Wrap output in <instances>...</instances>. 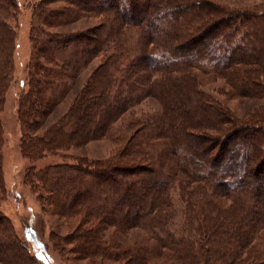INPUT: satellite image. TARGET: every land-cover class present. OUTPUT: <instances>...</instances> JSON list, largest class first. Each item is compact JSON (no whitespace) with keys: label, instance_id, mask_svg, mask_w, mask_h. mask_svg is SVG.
I'll return each instance as SVG.
<instances>
[{"label":"trees","instance_id":"trees-1","mask_svg":"<svg viewBox=\"0 0 264 264\" xmlns=\"http://www.w3.org/2000/svg\"><path fill=\"white\" fill-rule=\"evenodd\" d=\"M21 1L31 10V58L17 107L20 150L31 162L74 161L31 166L25 182L46 213L75 221L59 238L70 251L88 264H264V106L238 116L228 104L264 99V0L248 9L0 0V109L13 83ZM87 20L97 25L60 30ZM217 81L224 101L207 89ZM151 101L159 107L147 111ZM102 140L115 144L106 159L66 155ZM2 143L0 121L4 194ZM37 262L0 212V264Z\"/></svg>","mask_w":264,"mask_h":264},{"label":"rangeland","instance_id":"rangeland-1","mask_svg":"<svg viewBox=\"0 0 264 264\" xmlns=\"http://www.w3.org/2000/svg\"><path fill=\"white\" fill-rule=\"evenodd\" d=\"M224 5H232L236 8L248 9L261 5L259 0H212ZM19 16L12 22L16 39L14 41V77L12 86L6 94L3 108L0 109V121L3 125V179L5 183V193H0V212L6 216L13 229L15 236L24 244L31 257L37 258V264H88V261L80 259L71 250V244L63 240L72 231L70 221L65 218L53 216L46 213V203L41 201L39 193L34 191L25 182V173L31 166L43 169L62 163H73L71 159L56 156H47L41 160L31 162L26 159L20 150V125L17 118L18 99L24 91L27 83V67L31 58V43L29 39L31 10L30 5L24 1L19 5ZM97 25V20L81 21L69 27L60 29L65 31L81 30L86 27ZM252 27L250 28V30ZM58 30V29H57ZM260 30H264L260 28ZM264 33V31H263ZM98 66V61L93 62L90 68L77 82L83 83L91 74V71ZM264 83V78L261 79ZM223 86L222 81H217L207 85L214 97L220 101L224 98L216 95L213 91ZM74 96L70 93L67 102L60 106L57 114L65 111ZM231 109L238 116H245L264 106V99L249 98L237 99L228 103ZM147 111L156 110L159 106L155 101L148 103ZM115 144L102 140L86 144L85 146L73 149L66 153L71 158H87L91 161L106 159L110 157ZM216 153L213 151L209 155H204L203 159L208 161ZM71 234V233H70ZM60 238V239H59ZM68 238V237H66ZM130 240V238H128ZM128 241V240H127Z\"/></svg>","mask_w":264,"mask_h":264}]
</instances>
